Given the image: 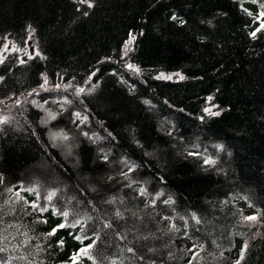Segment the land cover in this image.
<instances>
[{
    "label": "trees",
    "instance_id": "16d2710c",
    "mask_svg": "<svg viewBox=\"0 0 264 264\" xmlns=\"http://www.w3.org/2000/svg\"><path fill=\"white\" fill-rule=\"evenodd\" d=\"M91 3L0 0V264H262L264 0Z\"/></svg>",
    "mask_w": 264,
    "mask_h": 264
},
{
    "label": "rangeland",
    "instance_id": "374dc122",
    "mask_svg": "<svg viewBox=\"0 0 264 264\" xmlns=\"http://www.w3.org/2000/svg\"><path fill=\"white\" fill-rule=\"evenodd\" d=\"M132 41V38L131 40ZM9 46L8 42H6L5 46ZM35 49L34 46L32 44H29V55H32L34 53ZM4 52V50L1 48L0 49V54L2 55ZM26 57H24V59H26ZM172 76L174 75H168L165 77H170L172 78ZM47 91H54V88L51 87L47 82L43 85L42 89L39 90L38 92H36V94L38 95L39 98V103L40 105L43 107L44 110L48 111V116L50 117L51 115V111H53L56 108V103L57 101H59V97L54 95L53 93L51 94H47ZM45 96L44 98H40V96ZM37 101V99H36ZM59 109V108H58ZM168 120V119H167ZM18 128V127H17ZM23 130V128H22ZM58 132L60 134H55L57 137V143H59L60 149L62 151L61 155L62 157L67 160L70 165L77 171H79L80 169V164L77 160V156H76V152H77V147L75 142L70 143L69 140L66 139L65 135L58 130ZM62 133V134H61ZM196 136H194L190 142H196L195 139ZM150 155H153L156 158H163V155L161 153H158V155H156V153H151ZM228 153H227V157H228ZM48 173V174H47ZM33 175H41V176H45L47 177V180L51 181V182H55L57 180H59L60 176L57 175V173L53 170V168L51 167V164L44 158L42 157L41 160H39V162L37 164H35L34 166L30 167L29 169L25 170L22 172V174L19 175L20 176H33ZM79 179L82 181L83 185L89 189V191H94L96 190L95 187H91L90 184L92 182V179L90 177L87 176H79ZM264 264V261L263 263Z\"/></svg>",
    "mask_w": 264,
    "mask_h": 264
},
{
    "label": "snow or ice",
    "instance_id": "6c2138e0",
    "mask_svg": "<svg viewBox=\"0 0 264 264\" xmlns=\"http://www.w3.org/2000/svg\"><path fill=\"white\" fill-rule=\"evenodd\" d=\"M79 2L80 3H87L88 7H93V4L91 3V0H79ZM261 16H264V13H261ZM173 18L175 19V17H173ZM262 27H264V25H262ZM257 31H260V29H257ZM251 35L253 37H255L256 36V32H253ZM129 67H132V66L129 65ZM168 78L170 79V77H168ZM182 78L183 77H181V79ZM215 114L218 115L219 113H215ZM64 215H67V213H65ZM246 219L249 220V221H256L258 219V217L257 216H249ZM50 234H54V232L53 233H50ZM245 248H246V246H245ZM88 253H89V248L88 247H85L84 249L81 250L80 253H77L76 256H73L72 259H73V261H76L77 264H78V256H80V255L87 256ZM89 259H91V257H89ZM238 264H239V262H238Z\"/></svg>",
    "mask_w": 264,
    "mask_h": 264
}]
</instances>
